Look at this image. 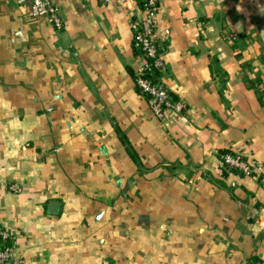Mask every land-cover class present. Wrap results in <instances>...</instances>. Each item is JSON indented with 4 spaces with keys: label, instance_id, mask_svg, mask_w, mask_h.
Returning a JSON list of instances; mask_svg holds the SVG:
<instances>
[{
    "label": "crops",
    "instance_id": "0c3cea01",
    "mask_svg": "<svg viewBox=\"0 0 264 264\" xmlns=\"http://www.w3.org/2000/svg\"><path fill=\"white\" fill-rule=\"evenodd\" d=\"M0 0V226L26 264L264 263V0H160L159 82L138 92L136 0ZM169 32L166 37V32ZM17 185L19 193L9 190Z\"/></svg>",
    "mask_w": 264,
    "mask_h": 264
},
{
    "label": "built area",
    "instance_id": "2783aa9c",
    "mask_svg": "<svg viewBox=\"0 0 264 264\" xmlns=\"http://www.w3.org/2000/svg\"><path fill=\"white\" fill-rule=\"evenodd\" d=\"M28 0H20L23 4ZM32 2L31 15L34 18H48L54 27L60 30L63 21L59 9L52 0H30ZM107 1V0H106ZM160 0H143V9L138 16L133 17L131 27L133 31L134 48L143 56V64L135 76V86L139 93L147 99L148 105L158 120H164L169 114L180 116L185 109L184 104L175 100L170 92L156 80L166 69V61L157 40L156 24ZM137 3V2H136ZM169 32H166L168 37ZM223 165L228 169L238 171L243 176L264 174V165L250 163L239 156L226 154L222 156ZM9 190L19 193L17 185L9 186ZM256 234L264 233V216L257 223ZM16 232L0 226V264H26L16 252ZM264 264V263H263Z\"/></svg>",
    "mask_w": 264,
    "mask_h": 264
},
{
    "label": "trees",
    "instance_id": "16d2710c",
    "mask_svg": "<svg viewBox=\"0 0 264 264\" xmlns=\"http://www.w3.org/2000/svg\"><path fill=\"white\" fill-rule=\"evenodd\" d=\"M137 2V6H138V10L139 12H141V10L143 9V0H136ZM156 80H158V75H156ZM228 169V168H226ZM229 170H233V169H229ZM236 171V170H233ZM258 262V260H253L251 264H256Z\"/></svg>",
    "mask_w": 264,
    "mask_h": 264
}]
</instances>
